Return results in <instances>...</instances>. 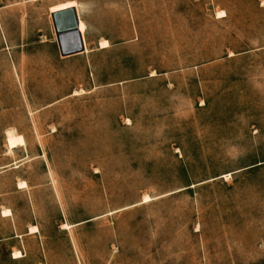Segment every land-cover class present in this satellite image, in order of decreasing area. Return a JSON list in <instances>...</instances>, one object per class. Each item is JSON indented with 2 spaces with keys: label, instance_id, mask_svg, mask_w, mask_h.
<instances>
[{
  "label": "rangeland",
  "instance_id": "1",
  "mask_svg": "<svg viewBox=\"0 0 264 264\" xmlns=\"http://www.w3.org/2000/svg\"><path fill=\"white\" fill-rule=\"evenodd\" d=\"M63 1L0 0V264H264V0Z\"/></svg>",
  "mask_w": 264,
  "mask_h": 264
},
{
  "label": "water",
  "instance_id": "2",
  "mask_svg": "<svg viewBox=\"0 0 264 264\" xmlns=\"http://www.w3.org/2000/svg\"><path fill=\"white\" fill-rule=\"evenodd\" d=\"M75 7H69L52 13L54 28L60 53L69 56L84 52L86 46L79 29V16Z\"/></svg>",
  "mask_w": 264,
  "mask_h": 264
},
{
  "label": "bare ground",
  "instance_id": "3",
  "mask_svg": "<svg viewBox=\"0 0 264 264\" xmlns=\"http://www.w3.org/2000/svg\"><path fill=\"white\" fill-rule=\"evenodd\" d=\"M77 5H78V3L76 1H74V0L67 1V2H63V3L56 4L54 6H51L50 11L53 12V11L65 9V8H68V7H74V6H77ZM79 29H80L81 33H84L86 31V24H85L84 20H82V19H80ZM99 42H100V47L101 48H105V47H108L110 45V43H109V41L107 39H103L102 41H99ZM85 51L89 52L87 46H86V50ZM77 92L75 91V93H77ZM26 187H27V182L26 181H22V182L18 183V188H26ZM146 198L148 199V197H146ZM11 214H13V213H12L11 209H9V208H4L2 210V215L3 216H9ZM65 227L66 228H68V227L70 228V225L69 224H65ZM38 231H39V228L36 225H32L30 227V229H29V233H37ZM13 257L14 258L22 257V252L20 250H15L13 252Z\"/></svg>",
  "mask_w": 264,
  "mask_h": 264
},
{
  "label": "crops",
  "instance_id": "4",
  "mask_svg": "<svg viewBox=\"0 0 264 264\" xmlns=\"http://www.w3.org/2000/svg\"><path fill=\"white\" fill-rule=\"evenodd\" d=\"M67 1H72V0H66V1H63V2H67ZM74 1H76V0H74ZM63 2H59V3H63ZM77 2V1H76ZM59 3H55V4H53V5H51V6H54V5H56V4H59ZM78 3V2H77ZM51 6L49 7V11H50V8H51ZM76 9H77V12H78V16H79V19H82L81 18V14H80V12H79V3H78V5L77 6H74ZM69 8V7H68ZM66 9V8H65ZM62 10V9H61ZM57 11H59V10H57ZM53 12H55V11H53ZM52 11H50V13H51V16H52V13H53ZM53 20V19H52ZM83 20V19H82ZM85 22V21H84ZM79 24H80V22H79ZM85 24H86V22H85ZM86 29H87V24H86ZM81 33V32H80ZM85 33V32H84ZM84 33H82V35H83V38H84V43H85V46H86V41H85V37H84ZM53 42L56 44V46L58 47V49H59V45H58V42H57V35H56V31H55V37H54V40H53ZM60 50V49H59ZM61 51V50H60ZM84 52H86V51H84ZM78 54V53H77ZM26 146V145H25ZM25 146H20V147H17V148H15L14 149V151H13V153L12 154H14L16 151H20L23 147H25ZM6 153L7 154H9L7 151H6ZM26 157H27V155L26 156H23V157H21L20 159H15V160H13L12 162H10V163H8V164H4V165H2V166H0V173H3V172H6V171H8V170H12V169H14V168H18L21 164H23L24 162H25V160H26ZM18 163V166H15V164H17ZM0 215H2V210H0ZM9 216H12V214L11 215H9ZM9 216H3L2 215V217H9ZM29 229H30V227H28V231H29ZM38 233V232H37ZM12 256H13V254H12ZM14 258V257H13ZM14 259H17V258H14Z\"/></svg>",
  "mask_w": 264,
  "mask_h": 264
},
{
  "label": "snow or ice",
  "instance_id": "5",
  "mask_svg": "<svg viewBox=\"0 0 264 264\" xmlns=\"http://www.w3.org/2000/svg\"><path fill=\"white\" fill-rule=\"evenodd\" d=\"M220 15H223V13H221Z\"/></svg>",
  "mask_w": 264,
  "mask_h": 264
}]
</instances>
